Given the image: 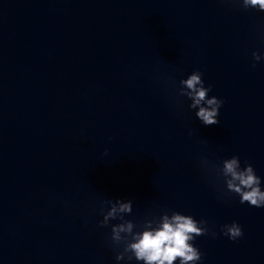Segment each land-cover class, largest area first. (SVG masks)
Listing matches in <instances>:
<instances>
[{"label": "water", "instance_id": "obj_1", "mask_svg": "<svg viewBox=\"0 0 264 264\" xmlns=\"http://www.w3.org/2000/svg\"><path fill=\"white\" fill-rule=\"evenodd\" d=\"M196 70L223 101L218 124L178 94ZM232 156L264 190V11L0 0V264H143L116 259L122 221L100 224L116 199L132 202L120 215L133 232L172 212L206 221L197 264H264V207L240 203L213 167ZM234 221L235 241L221 230Z\"/></svg>", "mask_w": 264, "mask_h": 264}, {"label": "clouds", "instance_id": "obj_2", "mask_svg": "<svg viewBox=\"0 0 264 264\" xmlns=\"http://www.w3.org/2000/svg\"><path fill=\"white\" fill-rule=\"evenodd\" d=\"M239 2V0H237ZM243 7L256 8L264 11V0H242ZM255 61L262 57L253 52ZM255 63L252 67L255 68ZM199 70L193 71L186 79L180 81L179 95L191 100L189 107L196 109V117L205 125L218 124L219 108L223 101L215 96L209 98L211 86L205 87ZM216 173L223 178L228 192L240 197V203L247 202L250 206L264 207V190L261 189V178L256 175L253 166L245 162L241 167L238 156H232L222 161V167L213 166ZM110 208L105 212L101 209L103 220L101 226H108L110 220L119 219L121 223L111 226V241L114 245L123 244V251L118 252L116 259L135 258L143 264H197L202 259V254L192 243L197 236L208 234L205 227L206 221L195 220L190 215L172 212L171 216L164 215L162 223L150 230L133 232V223L125 220L121 213L132 211V202H122L116 199L109 200ZM222 232L229 239L235 241L243 235L242 228L237 222L222 226ZM215 236V233H212ZM130 237V239H129Z\"/></svg>", "mask_w": 264, "mask_h": 264}]
</instances>
